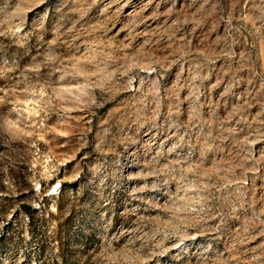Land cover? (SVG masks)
Listing matches in <instances>:
<instances>
[{
	"label": "rangeland",
	"instance_id": "1",
	"mask_svg": "<svg viewBox=\"0 0 264 264\" xmlns=\"http://www.w3.org/2000/svg\"><path fill=\"white\" fill-rule=\"evenodd\" d=\"M0 264H264V0H0Z\"/></svg>",
	"mask_w": 264,
	"mask_h": 264
}]
</instances>
